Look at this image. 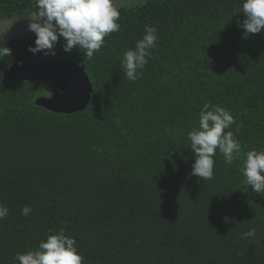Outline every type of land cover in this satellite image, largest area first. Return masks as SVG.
Masks as SVG:
<instances>
[{"label":"trees","instance_id":"1","mask_svg":"<svg viewBox=\"0 0 264 264\" xmlns=\"http://www.w3.org/2000/svg\"><path fill=\"white\" fill-rule=\"evenodd\" d=\"M245 0H146L120 8V30L88 58L93 85L86 109L53 112L13 81L14 63L33 54L35 37L0 41V264L66 229L83 264H264V195L245 184L246 153L264 149V31L239 27ZM36 11V0H0V19ZM146 26L158 29L139 79L122 67ZM230 111L241 152L231 164L217 149L212 179L191 175L189 132L205 103ZM239 128L237 132L236 129ZM32 212L22 215V208ZM251 228L256 235L242 238Z\"/></svg>","mask_w":264,"mask_h":264},{"label":"clouds","instance_id":"2","mask_svg":"<svg viewBox=\"0 0 264 264\" xmlns=\"http://www.w3.org/2000/svg\"><path fill=\"white\" fill-rule=\"evenodd\" d=\"M242 12L245 19L238 22L245 33L257 34L264 31V0H245ZM28 25V30L35 34V46L29 47L34 55L55 56V47L63 39V50L71 52L74 47L85 50L88 58L93 57L105 44V37L120 30V11L113 0H36V11ZM159 39L155 26H146L141 39L135 47L124 52L122 67L130 81L139 79L148 63L151 50ZM11 49L0 48V56H10ZM235 123L229 110L205 103L199 114V128H193L188 136L191 150L194 152V163L191 175L209 180L213 177L217 149L225 161L231 164L241 152L240 141L233 131H226ZM239 131V128L236 129ZM245 184L253 193L264 195V149H253L246 153L243 165ZM32 212L30 206L22 208V215L27 217ZM9 214V208L0 204V220ZM256 235L251 228L242 234V238ZM77 241L66 234V229L49 230L46 239L39 242L37 248L23 253H16L14 264H83Z\"/></svg>","mask_w":264,"mask_h":264},{"label":"water","instance_id":"3","mask_svg":"<svg viewBox=\"0 0 264 264\" xmlns=\"http://www.w3.org/2000/svg\"><path fill=\"white\" fill-rule=\"evenodd\" d=\"M146 0H113L118 9ZM24 14L0 19V41L35 37L28 30L34 17ZM7 76L16 82L41 81L53 82L58 91L51 96L40 95L35 104L53 112L73 113L87 108L93 92L89 75L80 64L57 55L49 60L34 63H14Z\"/></svg>","mask_w":264,"mask_h":264},{"label":"flooded vegetation","instance_id":"4","mask_svg":"<svg viewBox=\"0 0 264 264\" xmlns=\"http://www.w3.org/2000/svg\"><path fill=\"white\" fill-rule=\"evenodd\" d=\"M58 91V89L57 90H45L44 92H41V93H39L38 95H37V97L38 96H40V95H46V96H51V95H53L55 92H57Z\"/></svg>","mask_w":264,"mask_h":264},{"label":"rangeland","instance_id":"5","mask_svg":"<svg viewBox=\"0 0 264 264\" xmlns=\"http://www.w3.org/2000/svg\"><path fill=\"white\" fill-rule=\"evenodd\" d=\"M30 90L32 91V94H39V93H41V92H44V91H40V90H42L41 88H38V87H30Z\"/></svg>","mask_w":264,"mask_h":264}]
</instances>
